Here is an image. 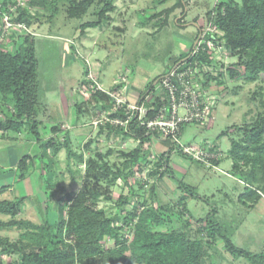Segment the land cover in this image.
<instances>
[{"label":"rangeland","instance_id":"374dc122","mask_svg":"<svg viewBox=\"0 0 264 264\" xmlns=\"http://www.w3.org/2000/svg\"><path fill=\"white\" fill-rule=\"evenodd\" d=\"M55 1L58 12L50 18L47 8L30 5L29 0H0V43L12 50L13 38L33 35L37 80L43 90L36 106V118L40 122L38 133L42 140L53 139V144L58 149L53 152V147H50L48 151L53 160L50 170L53 187L49 190L51 197L47 199L42 190L43 163L38 159L31 162L24 179H16L14 169L17 161L26 154L33 156L38 150L26 127H22L19 132L7 130L3 135L0 131V201L24 197L16 215L12 217L0 213V221L3 222L16 219L34 225L54 226L59 218V206H63V211L66 212L70 204L65 197L73 198L90 181L86 170L88 157H94L113 168L120 167L121 163L127 161L122 153L138 144L130 138L121 137L123 133L120 128L107 133L105 126L108 113L116 105V99L122 98V94L116 93V90L108 91L117 80L116 73L128 70L127 84L131 93L143 89L154 72L168 71L170 65L179 60L181 55L191 52L200 31L204 33L203 29L212 24V17L207 12L216 2L224 0H182L186 8L176 7L165 24L164 17L156 18L155 21L148 19L152 14L173 7L178 0H164L160 3H155L154 0H117L116 10L110 14L108 22L104 21L95 28H84L83 32L81 23L97 19L96 15H92L96 6L90 7L82 18L69 19L65 13L67 0ZM19 7H26L36 15L30 26L12 22ZM216 34L220 35L221 32L217 31L214 35ZM188 42L190 45L186 50ZM215 55L212 64L204 66L213 75L225 73L229 63L237 59V54L230 56L223 46ZM262 78L264 77L256 79L247 74L230 78L224 74L218 80L213 79L207 88L215 101L211 123L191 125L181 134L180 139L184 144L191 143L196 147L202 143L196 145L198 143L192 142L204 139L222 151L224 157L218 166L219 170L200 165L192 159H182L177 154L178 151L171 155L172 160L179 158L185 161L188 168L186 173L173 172L172 183L182 182L195 187L196 197L187 199L185 210L191 223L185 228L190 238L198 235L204 240V231L199 232V226L202 225L200 220L204 222L209 217L221 225L223 233L231 234V241L236 247L251 253L264 252V197H260L249 208L238 202L237 196L244 192L245 187L231 172V160L227 156L230 139L241 136L240 127L249 122L256 112V102L251 97L260 86L264 87ZM156 82L157 80L152 83V91H149L150 83L146 85L144 102L150 103L159 95ZM101 89L113 95L111 98L114 102L110 104L109 100L98 94ZM79 91L84 96L83 101L80 100ZM5 112L12 113L11 103L0 97L1 119ZM52 127H57L55 132H51ZM158 139L157 143L163 145L161 137ZM124 140L127 142L123 143ZM98 153L103 156L101 159L96 156ZM138 165L142 171L130 176L127 183L116 180L111 186L114 200H100L95 206L102 208L106 214L113 215L116 212V197L128 195L130 186L134 195L129 196L122 215L130 213L137 201V210L143 199L153 203L148 191L151 177L147 176V172L153 170L156 163L148 154ZM138 180L146 181L147 186L141 182L142 185L137 184ZM156 189V205L169 203L175 209L174 204L183 194L182 190L160 192L159 188ZM122 223V220H118L113 225L121 226ZM168 228V224L161 227ZM128 229L122 228L120 235H126ZM23 231V226L1 227L0 238L19 244V236ZM111 244V240L107 239L106 245ZM205 250L200 264H250L242 256L233 257L224 249L220 239L214 242L213 248L206 247ZM16 258V254L6 255L0 251V259L4 262Z\"/></svg>","mask_w":264,"mask_h":264},{"label":"trees","instance_id":"16d2710c","mask_svg":"<svg viewBox=\"0 0 264 264\" xmlns=\"http://www.w3.org/2000/svg\"><path fill=\"white\" fill-rule=\"evenodd\" d=\"M162 1L164 0L154 2ZM181 1L178 0L169 9L152 14L151 18H159L163 15V24H165L167 13L181 6ZM67 2L65 13L69 19L82 18L90 7L96 6V11L92 15H96L97 19L81 23V32L84 28L99 26L108 19V13L114 10V0H67ZM29 4L47 8L50 18L58 12L55 0H29ZM207 15L212 17L211 23L214 24L215 29L221 32L220 35H213L215 42L223 46L230 56L237 54V59L229 63L225 73L219 72L213 75L209 71L201 70L198 83L206 88L213 79L218 80L224 74L230 78L241 74L256 79L264 77V0H240L239 3L234 0L216 2ZM35 17L36 15L30 13L26 7H19L18 14L11 20L14 24L28 27ZM208 36L206 34L205 39ZM11 45L12 50L0 43V97L3 101L11 103L12 107V113L5 112L3 119L0 118V131L3 135L7 130L19 132L22 127H26L29 137L35 141L38 150L33 156L26 154L17 161L14 169L16 179H24L31 162L38 159L43 163L42 190L49 199L51 197L49 190L53 187L50 172L53 160L48 151L50 147H53V152H57L58 149L54 146L53 139L42 140L38 133L40 122L36 118V106L40 102L43 90L37 80V58L33 35L17 36L12 39ZM186 58L187 65L196 63L200 66L206 61L207 54L204 49L188 58L187 53L175 61V64ZM163 77L164 75H161L153 79L149 84V91L153 89L152 83L156 80L158 82ZM262 79L264 81V78ZM98 94L111 101L107 93L99 90ZM144 94L146 93L141 94L138 104H142ZM251 99L256 102V112L249 122L240 127L241 136L230 139L227 151V156L231 160L230 170L245 187L244 192L237 196V200L248 208L253 207L260 197H264V87L260 86ZM144 105L150 107L147 116L152 115L159 106L158 96L153 103ZM126 115L124 106L112 108L105 126L107 132H115L120 128L123 134H128L137 142L138 145L133 149L122 153L127 161L121 163L120 167L113 168L94 157H88L86 170L90 181H87L73 198L65 197L70 204L66 212L63 211V206H59V218L54 226L34 225L16 219L0 221V228L21 226L24 228L19 236L21 240L19 244L9 243L5 238H0V251L6 255H17L16 259L7 262L0 259V264H200L205 248H213L214 242L218 239L222 240L224 249L233 257L242 256L250 264H264V252L251 253L236 247L231 241V234L223 233L221 225L213 222L209 217H207L208 221L200 220L202 225L199 226V232L204 231V240L198 235L193 238L188 237L185 228L191 223L185 214V199L187 196L196 197L194 195L196 193L194 188L185 183L177 182L183 192L174 204L177 209L170 207L169 203L156 205L143 199L139 203V210H137L139 202L137 201L130 213L122 215L129 196L134 195L131 186L128 195L116 197V212L113 215L106 214L102 208L95 206L100 200H114L111 186L116 180L127 183L130 176L142 171L138 164H141L150 153V141L160 138L155 133L147 132L145 126L139 124L134 115L129 118L125 129L118 123L112 122L114 119L124 120ZM56 129L57 127H52L51 132H55ZM102 129L101 126L100 130ZM205 142L209 143L206 140L202 144ZM171 151H173L172 146L168 152L155 156L156 166L147 172L148 177H153L155 181L163 175L174 178L168 168V155ZM221 153V158L211 161L213 166L218 167L223 160L224 153L222 151ZM96 156L99 159L103 157L100 153ZM188 159L191 160L190 157ZM160 169L162 170L159 171ZM225 173L229 175L228 172ZM155 181H151L148 189L151 200ZM140 182L147 186L146 181L138 180L137 184ZM246 188L248 190H245ZM23 200L24 197L19 196L12 200L0 201V213L13 217L19 212ZM118 220L123 221L121 226L113 225ZM166 224L169 228L161 229ZM123 226L129 228L128 235H120ZM107 239L111 240L110 246L106 245Z\"/></svg>","mask_w":264,"mask_h":264},{"label":"built area","instance_id":"2783aa9c","mask_svg":"<svg viewBox=\"0 0 264 264\" xmlns=\"http://www.w3.org/2000/svg\"><path fill=\"white\" fill-rule=\"evenodd\" d=\"M203 30L204 33L200 31L198 41L188 53L189 58L205 49L207 59L200 64L201 67L196 63L187 65V58L181 59L162 79L156 82L159 87V95H157L159 106L152 115L147 116L149 108L142 104H134L125 107L127 115L124 120L114 119L112 122L118 123L125 129L129 118L134 115L139 124L145 126L147 132L155 133L168 140L173 151L181 152L207 167L218 169L211 163V161L221 158L222 153L218 148L206 142L195 147L182 143L180 139L184 125L193 123L209 125L213 119L214 98L209 94L208 87L204 88L198 83V77H200L204 66L212 64L216 57L215 53L220 52L222 46L217 41L215 42L213 35L217 30L214 25L208 24ZM206 34L209 35L207 39H205ZM119 107H122V102L116 99L114 108ZM155 156H151L153 161Z\"/></svg>","mask_w":264,"mask_h":264},{"label":"crops","instance_id":"0c3cea01","mask_svg":"<svg viewBox=\"0 0 264 264\" xmlns=\"http://www.w3.org/2000/svg\"><path fill=\"white\" fill-rule=\"evenodd\" d=\"M116 1L117 0H114V10L113 11H111V12H109L108 13V19L106 20L107 22L109 21V19H110V14L111 13H113L115 10H116ZM155 1V0H154ZM181 3H183V1H181ZM177 8H186V6H184L183 4H181V6H179V7H177ZM166 10V9H165ZM162 11H164V10H162ZM173 11H175V8H173V10H171L169 13H167V16H166V23L168 22V20H169V15H170V13H172ZM173 14V13H172ZM163 17V15L161 16H159V18H162ZM149 21H155L156 20V18H149L148 19ZM105 21V22H106ZM98 27V26H97ZM93 28H95V27H93ZM195 40V39H194ZM188 45H187V47H186V50H188L189 48V45H190V42H188L187 43ZM193 44V43H192ZM185 50V51H186ZM183 52H184V50H183ZM185 53V52H184ZM182 56V55H181ZM180 56V57H181ZM175 65V62L173 63V64H171L170 65V69L173 67ZM169 69V70H170ZM168 70V71H169ZM168 71H165L164 73H163V71L161 72V71H159V72H154L150 77H149V80H148V83H150L153 79H155V78H157V77H159V76H161V75H164V74H166V73H168ZM128 72V70L127 69H125V71H123V72H121V71H118L117 73H116V77H117V80L116 81H114V84L108 89V91L109 90H111V91H114V90H116V93L117 92H119L120 94H122L121 96H122V98H120V99H118L120 102H122V106H124V107H128V106H130V105H133V104H138L139 102H138V100H139V98H140V96H141V94L142 93H144V90H145V88H146V85L148 84V83H145V86H144V88L143 89H138L137 90V92L135 93H131V89H129V84H127V73ZM119 77H120V79H119ZM103 92H107V90H103V89H101ZM107 93H109V92H107ZM125 94V95H124ZM109 95V94H108ZM110 96V100L111 101H113L112 100V98H111V96L112 97H114L113 95H109ZM79 97H80V100H84L83 98H84V96H83V94L81 93V91H79ZM144 100H145V97H143V101H142V105H144V104H146V102H144ZM154 98H153V100L150 102V103H147L148 105L149 104H151V103H153L154 102ZM110 101V102H111ZM77 105H79L78 103H77ZM145 106V105H144ZM146 107V106H145ZM147 108H149L150 109V107H147ZM151 109H152V107H151ZM191 125H185V126H183L182 127V131H181V134H182V132L185 130V128L187 129L188 127H190ZM197 126V125H196ZM122 128V127H121ZM108 133V132H107ZM121 137H124V138H130V139H132V141H135L133 138H131L128 134L126 135V134H122L121 135ZM157 140H159V139H153L152 141H150V144H151V149H150V155L152 156H157V155H161V154H163V153H165V152H168L169 151V149H170V146H171V144L169 143V141L167 140H164L163 138H161L160 139V141L163 143V145H161L160 143H157ZM203 141H206V140H200L199 142H192V143H198V144H196V145H199V144H201ZM127 142V140H124L123 141V143H126ZM136 142V141H135ZM136 144H137V142H136ZM189 144H191V143H189ZM191 145H194V144H191ZM172 153H177L176 151H171L170 153H169V155H168V168L170 169V171L173 173V172H177V171H182V173H186L187 172V165H186V163H185V161L183 162V161H181V159H179V158H175L174 160H172L171 159V155H172ZM177 154H179L181 157H182V159L184 158V159H187V161H189L190 159H188L189 157H187V156H185V155H182V154H180V153H177ZM152 159V158H151ZM152 161H153V159H152ZM173 165V166H172ZM201 165V164H200ZM172 166V167H171ZM175 167V168H174ZM183 168V169H182ZM218 169H219V167H217ZM214 170V169H213ZM171 177H169V176H166V175H163V176H161V177H158V180L156 179V181L153 179V177H151V181L153 180V182L155 181V189H154V195L152 196V200H153V203L154 204H156V201H155V199H156V195H157V189L156 188H159L158 190L161 192V191H167V190H170V191H174V190H181L179 187H178V185L175 183H172V181H171ZM173 180V179H172ZM156 185H158L157 187H156ZM187 185H189V184H187ZM189 186H191L192 188H194V190H195V187L194 186H192V185H189ZM183 195V194H182ZM182 195H180L179 197H181ZM178 197V198H179ZM191 196H187L186 197V199H185V207H186V202H187V199L188 198H190ZM178 200V199H177Z\"/></svg>","mask_w":264,"mask_h":264}]
</instances>
